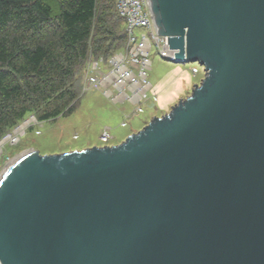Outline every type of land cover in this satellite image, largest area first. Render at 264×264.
Listing matches in <instances>:
<instances>
[{"label": "water", "instance_id": "95a60500", "mask_svg": "<svg viewBox=\"0 0 264 264\" xmlns=\"http://www.w3.org/2000/svg\"><path fill=\"white\" fill-rule=\"evenodd\" d=\"M203 78L118 145L0 173V264H264V0H147Z\"/></svg>", "mask_w": 264, "mask_h": 264}, {"label": "trees", "instance_id": "16d2710c", "mask_svg": "<svg viewBox=\"0 0 264 264\" xmlns=\"http://www.w3.org/2000/svg\"><path fill=\"white\" fill-rule=\"evenodd\" d=\"M124 26L116 0H0V136L71 114L86 64L119 52Z\"/></svg>", "mask_w": 264, "mask_h": 264}, {"label": "rangeland", "instance_id": "374dc122", "mask_svg": "<svg viewBox=\"0 0 264 264\" xmlns=\"http://www.w3.org/2000/svg\"><path fill=\"white\" fill-rule=\"evenodd\" d=\"M111 31L116 29L111 28ZM141 34L151 40L146 28L133 30L136 40ZM148 60L147 83L151 88L139 105H132L127 100L114 103L101 90L90 88L80 93L78 104L71 114L42 122H38L33 114H28L5 131L0 136V173L15 157L29 149H35L40 155H54L118 145L127 136L142 129L153 117L167 114L175 104L188 97L204 75L203 68L196 62L174 63L161 58L152 40ZM192 68L197 70L196 74L191 71ZM137 107L140 110H135ZM17 129L22 134L18 136V141L9 143L8 135ZM105 130L111 137L108 143L100 141V135Z\"/></svg>", "mask_w": 264, "mask_h": 264}, {"label": "built area", "instance_id": "2783aa9c", "mask_svg": "<svg viewBox=\"0 0 264 264\" xmlns=\"http://www.w3.org/2000/svg\"><path fill=\"white\" fill-rule=\"evenodd\" d=\"M116 10L124 21L126 43L106 61L102 58L88 61L81 77V94L96 88L111 99L127 100L136 106L146 98L150 88L147 70L150 67L148 54L151 40L157 46L161 58L174 62L173 52L168 49L166 38L156 34L147 0H116ZM141 27L149 31L151 40L144 34L136 40L133 30ZM191 71L194 74L197 72L195 68ZM21 134L17 129L8 135L9 143L18 141ZM109 139L108 132L103 131L100 141L108 143Z\"/></svg>", "mask_w": 264, "mask_h": 264}, {"label": "crops", "instance_id": "0c3cea01", "mask_svg": "<svg viewBox=\"0 0 264 264\" xmlns=\"http://www.w3.org/2000/svg\"><path fill=\"white\" fill-rule=\"evenodd\" d=\"M150 88H151V86H150ZM105 95V94H104ZM106 96V95H105ZM106 97H108V96H106ZM109 98V97H108ZM111 99V98H110ZM126 101V100H125ZM112 102H114V103H116V102H119V103H122V102H124V101H122V100H119V99H112ZM140 110V109H139ZM122 126L124 127L125 126V123L123 122L122 123ZM145 126V125H144Z\"/></svg>", "mask_w": 264, "mask_h": 264}]
</instances>
